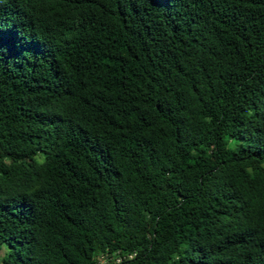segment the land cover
<instances>
[{"label":"trees","instance_id":"1","mask_svg":"<svg viewBox=\"0 0 264 264\" xmlns=\"http://www.w3.org/2000/svg\"><path fill=\"white\" fill-rule=\"evenodd\" d=\"M264 0H0V264H264Z\"/></svg>","mask_w":264,"mask_h":264},{"label":"rangeland","instance_id":"2","mask_svg":"<svg viewBox=\"0 0 264 264\" xmlns=\"http://www.w3.org/2000/svg\"><path fill=\"white\" fill-rule=\"evenodd\" d=\"M264 166V165H263Z\"/></svg>","mask_w":264,"mask_h":264}]
</instances>
